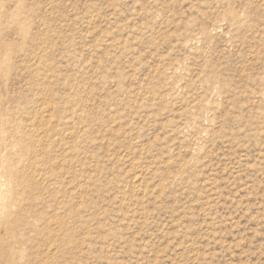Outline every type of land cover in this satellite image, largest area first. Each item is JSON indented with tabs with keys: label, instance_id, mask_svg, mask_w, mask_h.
<instances>
[{
	"label": "rangeland",
	"instance_id": "374dc122",
	"mask_svg": "<svg viewBox=\"0 0 264 264\" xmlns=\"http://www.w3.org/2000/svg\"><path fill=\"white\" fill-rule=\"evenodd\" d=\"M0 264H264V0H0Z\"/></svg>",
	"mask_w": 264,
	"mask_h": 264
},
{
	"label": "bare ground",
	"instance_id": "6f19581e",
	"mask_svg": "<svg viewBox=\"0 0 264 264\" xmlns=\"http://www.w3.org/2000/svg\"><path fill=\"white\" fill-rule=\"evenodd\" d=\"M45 110H46V109H45ZM45 110H44V111H45ZM44 111H43V112H44ZM47 111H48V110H47ZM137 179H138V178H137ZM134 180H135V179H134ZM138 180H139V179H138ZM136 181H137V180H136ZM138 182H139V181H138Z\"/></svg>",
	"mask_w": 264,
	"mask_h": 264
}]
</instances>
